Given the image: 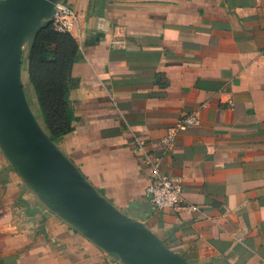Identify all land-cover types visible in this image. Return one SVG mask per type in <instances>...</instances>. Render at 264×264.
<instances>
[{"label": "crops", "instance_id": "0c3cea01", "mask_svg": "<svg viewBox=\"0 0 264 264\" xmlns=\"http://www.w3.org/2000/svg\"><path fill=\"white\" fill-rule=\"evenodd\" d=\"M22 1L0 0V48ZM64 1L78 15L72 132L53 142L44 126L31 37L8 74L27 127L112 213L188 264H264V0ZM190 115L200 126L169 142ZM9 118L0 106V264H142L46 196L6 144ZM146 158L182 183L184 207L151 205Z\"/></svg>", "mask_w": 264, "mask_h": 264}, {"label": "water", "instance_id": "95a60500", "mask_svg": "<svg viewBox=\"0 0 264 264\" xmlns=\"http://www.w3.org/2000/svg\"><path fill=\"white\" fill-rule=\"evenodd\" d=\"M62 2L65 1L23 0L19 9L11 17L8 33L2 39L0 106L7 108L10 112L9 122L5 127L6 144L17 154L26 173L36 180L48 198L80 216L112 246L126 250L142 264H188L181 257L164 249L139 226L130 225L128 220L112 213L96 193L89 188L69 161L59 155L46 138L33 133L27 127L24 121V116L27 114V102L22 92L20 91V98L24 114H21L18 105L13 100L7 74L11 58H17L16 63H18V52L24 39L31 37L33 43L37 32L47 25L39 27L36 15L51 6L50 19H52L55 4ZM23 21L26 23L21 25ZM39 155L50 163L45 162L43 167L36 165ZM33 156L34 158H32ZM25 160H29L31 165L36 166V173L40 177V181L36 176L30 174L29 167L24 163Z\"/></svg>", "mask_w": 264, "mask_h": 264}, {"label": "trees", "instance_id": "16d2710c", "mask_svg": "<svg viewBox=\"0 0 264 264\" xmlns=\"http://www.w3.org/2000/svg\"><path fill=\"white\" fill-rule=\"evenodd\" d=\"M78 60V45L68 33L54 30L52 22L34 37L28 78L42 112L51 140L58 142L72 132L73 117L68 110L71 69Z\"/></svg>", "mask_w": 264, "mask_h": 264}, {"label": "built area", "instance_id": "2783aa9c", "mask_svg": "<svg viewBox=\"0 0 264 264\" xmlns=\"http://www.w3.org/2000/svg\"><path fill=\"white\" fill-rule=\"evenodd\" d=\"M51 22L54 30L59 33L73 34L78 27V15L66 2L55 4ZM200 122L195 115L183 116L176 122L174 129L168 132V141H173V135L184 127H198ZM149 168L146 196L157 211L177 210L185 206L182 197L183 186L179 180L163 176L159 173L158 160L146 158Z\"/></svg>", "mask_w": 264, "mask_h": 264}, {"label": "rangeland", "instance_id": "374dc122", "mask_svg": "<svg viewBox=\"0 0 264 264\" xmlns=\"http://www.w3.org/2000/svg\"><path fill=\"white\" fill-rule=\"evenodd\" d=\"M17 59V58H16ZM35 156V155H34ZM34 156L32 158H34ZM38 157V156H36ZM37 161V164L36 165H39L40 167H43V165H45V162H49L47 161L43 156L39 155L38 159L36 160ZM24 163L29 167L30 169V174L34 175L37 177V179L40 181V177L37 176V168L36 166H33L30 164V161L29 160H25ZM50 163V162H49Z\"/></svg>", "mask_w": 264, "mask_h": 264}, {"label": "bare ground", "instance_id": "6f19581e", "mask_svg": "<svg viewBox=\"0 0 264 264\" xmlns=\"http://www.w3.org/2000/svg\"><path fill=\"white\" fill-rule=\"evenodd\" d=\"M11 64H10V66L7 68V74H10V69L15 65V63H16V59H15V57L14 58H11Z\"/></svg>", "mask_w": 264, "mask_h": 264}]
</instances>
